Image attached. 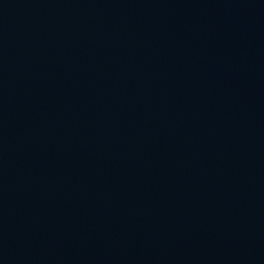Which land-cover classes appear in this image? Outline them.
I'll list each match as a JSON object with an SVG mask.
<instances>
[{"label": "water", "instance_id": "obj_1", "mask_svg": "<svg viewBox=\"0 0 264 264\" xmlns=\"http://www.w3.org/2000/svg\"><path fill=\"white\" fill-rule=\"evenodd\" d=\"M0 264H264V0H0Z\"/></svg>", "mask_w": 264, "mask_h": 264}]
</instances>
